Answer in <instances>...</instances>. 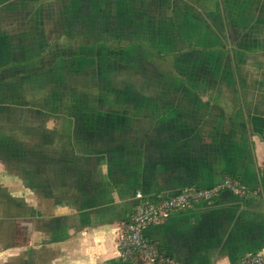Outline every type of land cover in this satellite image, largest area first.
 Here are the masks:
<instances>
[{
  "label": "crops",
  "instance_id": "obj_1",
  "mask_svg": "<svg viewBox=\"0 0 264 264\" xmlns=\"http://www.w3.org/2000/svg\"><path fill=\"white\" fill-rule=\"evenodd\" d=\"M226 176L146 237L264 254V0H0V264H151L119 245L136 193Z\"/></svg>",
  "mask_w": 264,
  "mask_h": 264
},
{
  "label": "built area",
  "instance_id": "obj_2",
  "mask_svg": "<svg viewBox=\"0 0 264 264\" xmlns=\"http://www.w3.org/2000/svg\"><path fill=\"white\" fill-rule=\"evenodd\" d=\"M239 195L246 194V186L240 180L226 176L212 186L187 187L170 196L145 197L139 190V197L126 225L119 233V245L126 258L132 250L137 252L134 259L151 264H179L170 253L160 248L145 235V228L168 218L173 212L190 208L203 201H212L223 190ZM122 244V245H121ZM243 264H264V254L248 255Z\"/></svg>",
  "mask_w": 264,
  "mask_h": 264
},
{
  "label": "trees",
  "instance_id": "obj_3",
  "mask_svg": "<svg viewBox=\"0 0 264 264\" xmlns=\"http://www.w3.org/2000/svg\"><path fill=\"white\" fill-rule=\"evenodd\" d=\"M228 177H230V176H228ZM232 180H235V178H232V177H230ZM246 193H247V188H246ZM122 245V244H121ZM160 248V247H159ZM160 250H162L161 248H160ZM136 255H137V252L135 251V250H132L131 252H129V254H128V256L126 257L127 259H134L135 257H136Z\"/></svg>",
  "mask_w": 264,
  "mask_h": 264
}]
</instances>
